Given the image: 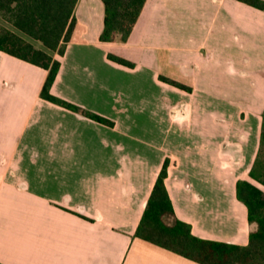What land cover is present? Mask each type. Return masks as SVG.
<instances>
[{
  "label": "crops",
  "instance_id": "0c3cea01",
  "mask_svg": "<svg viewBox=\"0 0 264 264\" xmlns=\"http://www.w3.org/2000/svg\"><path fill=\"white\" fill-rule=\"evenodd\" d=\"M75 16L64 55L52 53L61 65L51 93L113 125L43 99L48 71L0 51V264H201L136 236L166 160L175 218L197 238L247 245L257 224L237 182L264 190L250 177L264 11L147 0L126 42L100 40L101 0H78Z\"/></svg>",
  "mask_w": 264,
  "mask_h": 264
},
{
  "label": "trees",
  "instance_id": "16d2710c",
  "mask_svg": "<svg viewBox=\"0 0 264 264\" xmlns=\"http://www.w3.org/2000/svg\"><path fill=\"white\" fill-rule=\"evenodd\" d=\"M78 0H0V18L17 32L0 24V51L37 65L48 71L41 97L98 122L113 123L97 114L87 112L51 93L63 56L76 24L75 7ZM105 8L102 42H126L135 27L147 0H101ZM264 11V0H238ZM29 39V40H28ZM37 41L45 49L37 48ZM119 64L133 67L124 58L109 55ZM161 80L191 91V88L161 76ZM166 160L154 184L147 206L137 228L136 236L164 249L201 264H264V190L248 180L237 182V197L248 210V220L256 223L249 243L245 246L195 237L188 223L175 218L165 178ZM250 177L264 186V111L262 114L261 145Z\"/></svg>",
  "mask_w": 264,
  "mask_h": 264
},
{
  "label": "rangeland",
  "instance_id": "374dc122",
  "mask_svg": "<svg viewBox=\"0 0 264 264\" xmlns=\"http://www.w3.org/2000/svg\"><path fill=\"white\" fill-rule=\"evenodd\" d=\"M76 113V112H75ZM86 116V115H85ZM89 118V117H88ZM91 119V118H90ZM94 120V119H93ZM96 121V120H95ZM98 122V121H97ZM101 123V122H100ZM102 124H104V123H102ZM113 125V124H112ZM111 126V125H110Z\"/></svg>",
  "mask_w": 264,
  "mask_h": 264
}]
</instances>
